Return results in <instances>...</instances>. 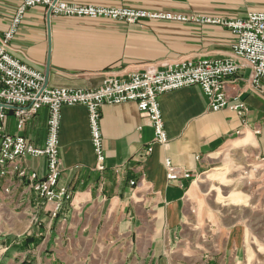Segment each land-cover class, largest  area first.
I'll return each mask as SVG.
<instances>
[{"label":"crops","instance_id":"1","mask_svg":"<svg viewBox=\"0 0 264 264\" xmlns=\"http://www.w3.org/2000/svg\"><path fill=\"white\" fill-rule=\"evenodd\" d=\"M62 1L157 15L239 19L264 13V0ZM22 2L0 0V42ZM48 13L44 6L29 9L10 51L48 77L50 89L94 90L110 77L127 79L188 60L230 58L235 42L220 26L157 20L133 26L57 16H51L49 24ZM238 63L241 68L227 81L226 92L231 104L247 106V114L214 112L197 86L166 93L159 100L169 143L155 145L151 154L147 149L154 130L137 105L103 106V170L98 168L87 108L64 107L60 185L68 189L72 201L53 217V204L34 190L30 176H46V157L17 161L24 177L11 171L0 175V264H166L165 248L185 224L186 199L198 186L190 180L170 182L166 160L195 180L213 168L222 150L243 149L251 159H264V81L254 87L249 64ZM47 131V108L22 130L13 116L6 123L8 134L24 136L38 148L45 145ZM243 239L244 231L235 228L217 237L220 249H194L189 255L197 259L237 255Z\"/></svg>","mask_w":264,"mask_h":264},{"label":"built area","instance_id":"2","mask_svg":"<svg viewBox=\"0 0 264 264\" xmlns=\"http://www.w3.org/2000/svg\"><path fill=\"white\" fill-rule=\"evenodd\" d=\"M44 6L51 9V16L80 17L90 19L120 20L126 24H136L140 19H156L194 23L198 25L220 26L229 30L235 37L232 57L200 61H184L168 66L165 70L149 69L134 73L127 79L110 77L102 86L94 90H68L44 88V74L15 57L11 43L29 9ZM238 61H246L251 69L250 81L260 87L264 81V13H250L245 18L225 19L200 16H174L171 14H149L143 10L130 8H102L71 5L62 0H23L16 11L11 26L0 42V175L9 172L26 176L17 161L27 156L46 157L48 172L43 179L30 176L33 188L39 198L53 204L52 216L56 217L72 195L60 185V132L62 110L69 106H84L89 113L91 139L97 164L104 169L105 153L100 119L101 108L135 103L142 115L154 130V139L147 152L152 153L155 145L169 143L160 107V97L166 93L188 87H200L209 100L211 109L218 112L230 109L240 116L247 114L244 103L231 104L226 92L227 81L241 68ZM48 109V131L42 148L21 135L6 132L10 116L16 120V127L22 130L38 112ZM168 180L174 182L192 178V174L182 172L166 160ZM134 185V184H133Z\"/></svg>","mask_w":264,"mask_h":264},{"label":"rangeland","instance_id":"3","mask_svg":"<svg viewBox=\"0 0 264 264\" xmlns=\"http://www.w3.org/2000/svg\"><path fill=\"white\" fill-rule=\"evenodd\" d=\"M145 20L156 19H140L133 26L141 25ZM157 21L185 24L173 20ZM183 180L197 182V191L186 199L185 224L178 228L177 237L165 248V263L264 264V159H251L243 149L222 150L209 172L195 180L192 175L190 179L180 178L174 182ZM235 228L244 231L237 255L208 254L200 259L189 255L194 249H220L222 244L215 242L217 237L226 236Z\"/></svg>","mask_w":264,"mask_h":264},{"label":"water","instance_id":"4","mask_svg":"<svg viewBox=\"0 0 264 264\" xmlns=\"http://www.w3.org/2000/svg\"><path fill=\"white\" fill-rule=\"evenodd\" d=\"M51 12H52V10H51V9H49V13H48L49 24H50V20H51ZM47 84H48V77L46 78V83H45V86H44V88H46V87H47Z\"/></svg>","mask_w":264,"mask_h":264}]
</instances>
